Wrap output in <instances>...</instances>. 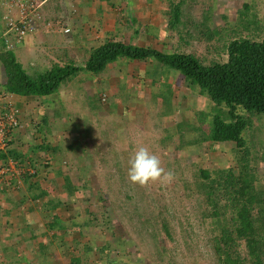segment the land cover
I'll return each mask as SVG.
<instances>
[{
    "label": "rangeland",
    "instance_id": "obj_1",
    "mask_svg": "<svg viewBox=\"0 0 264 264\" xmlns=\"http://www.w3.org/2000/svg\"><path fill=\"white\" fill-rule=\"evenodd\" d=\"M109 2L118 11L117 19L111 9L96 10L92 16L96 22L100 16L105 21L107 15L113 17L111 23L120 20V25L106 31L104 41L193 53L206 65L226 61L229 42L235 38H264V0ZM177 3L183 9L179 30L170 24ZM47 14L54 25L66 26L63 16ZM47 26L43 23L38 30ZM88 34L83 39L72 34L64 45L63 65L86 64L93 51L89 39L93 34ZM34 35L36 31L29 36ZM46 40L41 43L47 47L43 51L49 52L44 54L47 62L29 61L25 66L34 77L60 64L59 44L49 45ZM13 51L19 55L18 48ZM116 61L105 73L116 76L117 84L102 81L101 73L83 72L61 85L52 105L36 98L38 105L55 112L49 116L52 125L42 127L33 121L29 131H44L55 142V163L62 169H56L47 145L40 151L36 145L42 141L36 142L37 138L28 146L32 161L18 156L16 149L10 151L24 168L27 160L35 173L20 184L0 183V264H224L214 246L222 227L247 254L246 241L236 235L237 213L244 202L257 216L264 244V115L238 109L248 123L243 147L213 142L209 136L220 108L200 88L154 59ZM6 80L0 62V86ZM221 109L228 118V109ZM141 146L160 159L166 173L173 174L170 182L141 186L129 180V160ZM242 158L250 164L247 172L253 175V183L251 193L239 197L238 204L225 195L219 181L229 178L228 168L240 175ZM202 170L208 171L209 179ZM210 183L216 185L219 215L209 213L213 208L206 197ZM235 187H243V181L237 180ZM165 219L169 233L163 226ZM259 261L264 264V254Z\"/></svg>",
    "mask_w": 264,
    "mask_h": 264
},
{
    "label": "trees",
    "instance_id": "obj_2",
    "mask_svg": "<svg viewBox=\"0 0 264 264\" xmlns=\"http://www.w3.org/2000/svg\"><path fill=\"white\" fill-rule=\"evenodd\" d=\"M182 16V3H177L172 10L170 24L178 30L182 24ZM119 58L154 59L166 67L179 71L186 80L200 88L220 108L214 115L213 127L209 136L213 142H235L238 147H243L245 144L243 131L248 123L239 114L238 109L264 115V38L260 41L247 37L235 38L229 42L226 61H215L207 65L193 53L165 52L157 48L112 39L93 49L84 67L73 64L64 66L55 64L36 77L30 75L17 59L14 51L9 50L1 54V62L7 76L3 86L8 92L18 95L48 96L57 92L65 81L82 69L100 73L107 68L109 63ZM221 107L228 109V118L223 115ZM241 160H243L242 165L239 163V166L243 167V170L240 175H235L233 168H228L226 170L229 171L227 173L229 178L219 181V186L222 185L225 195L238 204H240L239 197L251 193V183H253V175L247 172L250 164L244 162L245 158ZM202 174L209 179L207 170H202ZM237 180L243 181V187L240 189L235 187ZM215 189L216 185L210 183L206 196L208 204L213 207L209 212L212 216L219 215L222 211L216 203ZM227 205L228 203L223 206L224 210ZM220 209L221 211L218 212ZM255 217L257 216L253 215L250 207L244 202L243 207L237 213L239 223L236 225V235L246 241L247 254L242 252L236 238L224 227L215 236L214 246L223 257L224 264H261L259 259L264 254V246L262 247L264 244L260 238L262 235L256 227ZM232 218L231 222L235 219L234 216ZM217 222L221 226L222 222L219 220ZM166 225L167 220L165 219L163 226L169 233L171 227L168 228Z\"/></svg>",
    "mask_w": 264,
    "mask_h": 264
},
{
    "label": "crops",
    "instance_id": "obj_3",
    "mask_svg": "<svg viewBox=\"0 0 264 264\" xmlns=\"http://www.w3.org/2000/svg\"><path fill=\"white\" fill-rule=\"evenodd\" d=\"M110 4H114V3H110L109 0H62L59 3H57V0H50L45 7L46 14L50 13V15H52L54 17H55V15L63 16L64 21H65L64 23L66 24V26L71 27L70 33L67 34V33L62 32V28L58 24L54 25V20L51 18V16H49V14H47L46 15L48 17L47 19L50 18L49 20H51V21L53 20V22L50 21L52 23V25L54 26V27H51V29H50L51 31H53V33L47 34V28L48 27H46V28L44 27V29H43L44 31L38 30V31H36V35L27 37L24 40V42L17 47L18 51H19V55L15 54L17 59L23 64L24 68L26 66V63H28L29 61L32 62V64H34L35 62L37 64H41V62H42V64H44L45 62H47L46 58L44 57L46 55H44V54H47L49 52L47 50L43 51L47 47L41 43V39L44 37L47 38L46 41L49 45L52 44L55 46L56 43L59 44L56 46H58L60 48L57 51H58V53H61V54H59L60 58L59 59L56 58V60L62 66H64V65L61 63V61L65 60L64 58H65V55L67 54L64 45H67L65 43L70 42L71 39H73L74 34H75V36H77L79 34L78 39H83V36L86 33H89L88 34L89 36L91 35V33L93 34V36L95 34L96 37H93V36L89 37L90 44H93L92 49L99 47L100 45H102L106 41H108V40L104 41V38H103L104 36H106V31L110 30L111 26L114 27L115 24L117 25L119 23V25H120V20H116L119 16V14L117 13L118 11H117V9L112 7V5H111V7H112L111 8L109 6ZM59 6H63V9L60 11H58L59 9H57ZM99 9L100 10H109V11H110V9L113 10L115 12V14H113V13H111V14H112V16H114L116 18V19H113V23H111L109 21V19H111V21H112V18H113V17H110V15H107L105 17V21L102 20V16H100L101 20H99V22H96L95 20L92 21L93 12L96 10H99ZM56 11H58L57 12L58 14H56ZM115 21H116V23H115ZM96 23H99V26ZM42 25L40 27H42ZM116 25H115V27H116ZM130 43H132V42H130ZM45 52H47V53H45ZM51 56H53V55H51ZM133 61L138 62V61H145V60H133ZM116 64H117V61L111 62L108 64L107 68L104 71L100 72L102 74V78H101L102 81H111L112 80L115 84H117L116 76L111 75L112 76L111 77L108 73L107 74L105 73L106 70L110 66H113V65L116 66ZM84 66L85 65H83L82 67H84ZM83 72H88L89 74H96V73H92L88 70L83 69L77 75H75L74 78L77 79L80 76V74H82ZM88 73H85V74H88ZM89 74H88V76H90ZM60 91H61V87L57 92L52 93L48 96H33V95L24 96V95L15 94V99H16V101H17V103H18V105L22 111V115H21L22 124L16 130V133L14 135V139L12 142L14 144V150L15 149L17 150L18 156L26 157V159H29L32 161L31 155L27 154V151L29 149L28 146L34 145L35 143H32L31 140L34 141V139L37 138L36 142H38V141H42V142H40V146H38V145H36V146L40 147V151H41V149H43L47 145L48 147H47L46 152H47L48 156L51 159H53V158L55 159L53 161L54 165L57 164V163H55V161L58 162V159H57L58 154L54 153L55 151H54V146H53V145H55V142H52L49 137L46 138L47 133H45L44 131L37 132L38 131L37 129H34L33 131H29V130L32 129L31 123H33V121L38 122V124L41 123L42 127L43 126L45 127V124L52 125V121L49 118V116L53 117V115H54L53 113L55 111H53V108H50L48 106L46 107L44 104L38 105L36 98H40L41 100H44V101L48 100V102L52 105V103L54 101L53 96L57 95ZM60 99L65 100L64 97H62L61 95H60ZM138 99H139L138 97H134V99H132V100H134V102H135V101H138ZM122 116L124 117L125 115H121V117ZM29 128H31V129H29ZM39 130H40V128H39ZM33 134H35V135H33ZM51 143H52V145H51ZM43 144L45 146H43ZM23 154H25V156H23ZM40 160H42V159H38L39 162H40ZM58 168L62 169V167L57 166L56 169H58ZM15 196H19V195H15ZM36 212L37 211H35V213ZM4 240L6 241V239H4Z\"/></svg>",
    "mask_w": 264,
    "mask_h": 264
},
{
    "label": "built area",
    "instance_id": "obj_4",
    "mask_svg": "<svg viewBox=\"0 0 264 264\" xmlns=\"http://www.w3.org/2000/svg\"><path fill=\"white\" fill-rule=\"evenodd\" d=\"M50 0H0V61L4 51L14 50L43 23L47 30L53 27L45 16V7ZM62 32L70 33L71 27L61 26ZM22 111L15 94L0 86V183H21L29 173L28 161L21 166V160L11 154L14 151L13 139L21 126ZM27 170V171H26ZM29 171V172H28Z\"/></svg>",
    "mask_w": 264,
    "mask_h": 264
},
{
    "label": "clouds",
    "instance_id": "obj_5",
    "mask_svg": "<svg viewBox=\"0 0 264 264\" xmlns=\"http://www.w3.org/2000/svg\"><path fill=\"white\" fill-rule=\"evenodd\" d=\"M128 178L134 184L146 186L157 181L170 182L173 174L166 173L160 159L147 147L141 146L129 160Z\"/></svg>",
    "mask_w": 264,
    "mask_h": 264
}]
</instances>
